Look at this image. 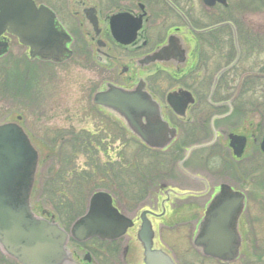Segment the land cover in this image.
Wrapping results in <instances>:
<instances>
[{"label":"flooded vegetation","instance_id":"af4514ba","mask_svg":"<svg viewBox=\"0 0 264 264\" xmlns=\"http://www.w3.org/2000/svg\"><path fill=\"white\" fill-rule=\"evenodd\" d=\"M190 1L34 0L37 7L44 6L54 13L60 28L71 38L72 54L65 62L76 56L86 66L95 67L103 78L107 77L105 87L110 76L120 82L115 83L116 86L127 90L143 82L159 106L161 121L176 131V136L161 149L149 148L134 136L133 162L119 170L122 174L133 170V179L123 174L125 177L118 183L112 177L107 180L112 186L117 183L118 195L123 197L122 203L115 191L106 190L112 195L114 207L134 219L136 231L143 213L151 220L156 232L152 242L154 257H162L167 262L171 259L174 264H264V219H259L264 214V205L259 202L261 196L264 197V93H255L253 87H248L251 81L253 84L256 79L264 80V74L256 71L241 74L242 54L233 65L238 58L235 46L231 50L229 45L208 47L204 39L203 44L198 43L195 38L200 34L196 31L201 29ZM119 15L127 16L121 26L118 19L113 20ZM137 27L140 29L132 44L125 45L115 39L114 33L125 35ZM171 36L179 39L180 51L161 62L143 63L146 57L166 46ZM0 40L8 44L0 63L8 58L11 68L24 70L26 81L32 78L29 70L34 62L40 68L44 65V69L56 65L31 60L29 49L9 33ZM15 40L28 54L21 58L11 54ZM204 44L212 49L203 50ZM223 70L226 71L218 77ZM105 87L96 93L104 91ZM180 91L189 93L193 99L192 103L181 99V106L186 107L185 116L176 114L168 103L169 95ZM93 106L104 116L112 113ZM15 116L8 118L11 122L21 118L19 122L24 127L23 117ZM118 119L120 123L116 122L124 130V121ZM105 128L108 126L86 133L90 134L93 148H99L100 143L109 145V151L112 145L106 141L111 130ZM68 131L54 130L61 146L68 135L63 132ZM49 143L45 145L48 147ZM120 149L115 156L107 151L104 165L109 176L116 167V158L119 162L125 161ZM241 197L243 206L235 222L237 237L234 240L239 246L238 254H231L230 261H224L207 253V243L216 239L208 236V230L221 224L209 221L208 216L220 201L234 202ZM133 208L132 215L129 210ZM221 210L233 211V206ZM176 228H181V237H171L167 232ZM133 234L130 231L123 239L103 241V252L88 250L84 254V257L90 256L87 263L75 253L79 264H95L103 260V255L112 264H146L144 247ZM97 254L101 257L97 258Z\"/></svg>","mask_w":264,"mask_h":264},{"label":"water","instance_id":"95a60500","mask_svg":"<svg viewBox=\"0 0 264 264\" xmlns=\"http://www.w3.org/2000/svg\"><path fill=\"white\" fill-rule=\"evenodd\" d=\"M202 1L209 8L217 4L227 6V0ZM126 18V15H119L113 20L118 19L121 26ZM226 25L231 26L234 31L235 46L239 52L236 31L231 24H222L196 33H207ZM139 29L137 27L125 35L114 33L115 39L130 45ZM5 33L17 37L23 46L29 48L32 60L61 63L71 56L67 47L71 38L60 28L55 15L45 7H37L34 0H0V39ZM178 40L176 36H171L166 46L146 57L143 63L161 62L170 54L180 51L181 43ZM7 51L8 44L0 40V56ZM238 61L239 56L233 65ZM185 95L190 97H184ZM183 98L193 102L191 95L183 91L171 93L168 97L169 105L179 116H185L186 107L181 106ZM94 104L124 121L130 133L139 137L150 148H164L176 136V131L161 121L159 106L145 90L143 82L132 90L108 84L104 91L94 96ZM262 150L264 151V140ZM39 163L40 152L21 126L16 122L0 124V250L3 254L19 264H76L68 248L70 237L77 242L93 238L112 241L120 239L134 228V220L122 215L114 207L111 195L106 192H97L91 197L87 213L72 226L70 235L50 212L43 211L42 217L37 216L33 212V192ZM218 204L208 220L221 224L208 230V236L216 239L207 243V253L228 261L231 254H238L239 246L234 242L237 237L235 222L242 210L243 197L238 201H220ZM231 206L233 211L221 210ZM140 219L141 225L136 237L144 247L145 263L173 264L162 257H154V227L145 213ZM89 257L87 255L85 260L88 261Z\"/></svg>","mask_w":264,"mask_h":264},{"label":"rangeland","instance_id":"374dc122","mask_svg":"<svg viewBox=\"0 0 264 264\" xmlns=\"http://www.w3.org/2000/svg\"><path fill=\"white\" fill-rule=\"evenodd\" d=\"M191 3L194 7L193 11L196 16L195 18H198L196 21L200 29L209 28L215 24L216 20L213 19L215 18L214 15L216 12L220 17L221 13H219V9L217 8V10L215 8L209 9L204 6L200 0H191L190 4ZM228 4L234 10L233 16L231 17L233 20H238L240 24L243 23L242 27L244 28L248 26L254 34L264 33V0H228ZM199 13H203V16H198ZM164 35H166V32H164ZM195 39L197 41L199 40L198 43L200 44H203V39L206 40V45L208 47L215 45L209 43L211 39L208 37L201 38L197 36ZM226 39L228 42L227 45L230 46L229 49H233L231 43L232 37H230L228 31ZM13 43L11 48V52L13 53L11 54H15V57L21 58V56L28 54L25 48L20 46L16 40ZM206 45L203 47H206ZM252 46L254 45L252 44ZM208 47L203 50L206 51ZM242 47L243 53L240 63L241 74L244 73V71H258L259 67L264 65V53L258 56L256 47ZM210 49L212 48H208V50ZM259 49L264 52V45H261ZM232 59H230V61ZM74 62L77 63L75 64ZM1 64V67L4 68L0 69V81H3L4 84L0 85V123L8 121V117L13 114L14 116L16 114L23 117L22 124L28 129L35 143L40 146L39 151L43 153L41 178L38 180L42 191H44L45 186L48 187L51 185L49 184L50 181L53 183V180L56 179L55 176L58 174V170L60 171V168L64 165L54 158L46 159V155L49 154L50 149H54V153H58L60 151L59 149H61L60 143L56 141L58 133L54 132V130L57 129H68V132L63 133L69 134V132H97L99 127L108 126L105 130H111L109 133L110 138L106 141V143L112 145L111 149L108 151L110 156H115L117 149L120 147L123 159L125 158L124 162H119L116 158V167L113 169L114 173L111 175H115V178H119V170L127 167L133 162L132 159L136 148L134 139L128 134L124 135L120 128L121 125L116 122L117 120L114 116L110 114L111 116L107 117L98 113L92 104L93 95L101 87L105 86L106 80H108L107 77L103 78L95 67H93V69L86 66V64L81 63V60L76 56L63 64L48 66L47 69H44V65L42 64L40 68L38 63L34 62L29 70V72H31L30 77L32 78L26 81V84L21 88L22 92H19L18 97L15 98V96L12 95V89L15 88L16 82L20 80H18V75H20L21 70H19L18 74H15V71H13V68L10 67L8 62H1ZM16 68L17 67H15L14 70ZM109 79V84H120V82L112 78V76H110ZM19 82L17 86L20 87L21 84H19ZM251 82L248 87H253L255 93H264V82L258 85L257 81H253V84ZM66 139L68 138L66 137ZM46 143L50 145L47 147L45 145ZM56 143L57 145H55ZM74 146H76L74 143L66 145V147L70 149L66 152L68 161L66 170L75 168L79 172H86L89 169L88 163H90V159L84 156L86 154L82 152L78 153L80 150H74ZM76 153L78 154L76 155ZM100 158L103 162L107 161V155H105L103 151L100 153ZM126 172H124V174H127ZM100 177H102V175ZM102 180L103 181L95 185L96 190L106 191L109 190L108 188L111 190L114 189L113 191H115L116 195L119 197L118 200H121L123 203V197L118 195L116 189L118 188L117 183L115 186H112L107 182V179L104 178ZM35 197V210L39 215L43 210L55 214L53 204L50 203V199L46 197L45 191V199L40 200L37 194ZM259 202L261 205H264L263 196H261ZM134 210L135 208L129 210V213L133 215ZM259 215V213L256 214L257 217H260ZM259 219H264V214H262ZM167 232L172 234L171 237H181L182 234L181 228L167 230ZM70 247L72 252L80 256V259L84 257V254L88 252V250L95 248L90 243L86 245L74 244ZM96 257L99 258V256ZM105 257L106 256L103 255V260H98L95 264H108V260H106ZM108 262L112 264V261Z\"/></svg>","mask_w":264,"mask_h":264},{"label":"trees","instance_id":"16d2710c","mask_svg":"<svg viewBox=\"0 0 264 264\" xmlns=\"http://www.w3.org/2000/svg\"><path fill=\"white\" fill-rule=\"evenodd\" d=\"M219 9V15L217 12L214 15V19L216 20L214 25L221 24L223 22H231L235 25L238 31L239 41L242 44V46H251L257 48V55L261 56L263 50H260L259 48L261 45H264V33L260 34H254L252 33L251 29L246 26L245 28L242 27L243 23L240 24L238 20H233L231 17L233 16L234 10L229 6L227 9L223 8H217ZM216 9V10H217ZM223 18V19H222ZM221 19V20H218ZM213 25V26H214ZM226 31H230L229 28H222L218 29L216 31H213L207 35H204L205 37H208L210 40L209 43L215 44L216 46H226L228 44L226 39ZM201 35L200 37H204ZM225 36V37H224ZM228 37V36H227ZM231 37V35H230ZM231 43L233 45V40L231 39ZM252 44L254 46H252ZM224 50V49H223ZM8 59L3 60L5 63ZM2 64H0V69L4 68L1 67ZM15 68V67H14ZM13 68V71H15V74H18L19 70H21L20 75H18V80L15 84V88L12 89V95L18 97V93L22 92L21 88L23 85L26 84V77H24L22 68L17 67L15 70ZM259 73L264 74V65H261L258 70ZM257 85L259 83L264 82L263 79H256ZM21 84V86H17V84ZM4 82L0 81V85H3ZM1 89V86H0ZM67 141L64 143L63 146H61L59 149L60 151L58 153H54V149L49 150V154L46 155V159L54 158L55 160H58L60 163H63L64 165L60 168L61 170H58V174L55 176L56 179L49 182L48 187L45 186L44 191L46 197L50 199V203L53 204L55 215L57 221L64 226L66 229L70 228L72 224L81 217L87 210L88 200L92 192L96 190V184L103 181L102 179H109L115 178V175L109 176L108 169L106 168V165H104L105 162H103L100 158V153L103 151L106 154H108V148L109 145H102L99 143V148L95 149L92 146L91 143V137L89 133L81 132V133H69L67 135ZM97 138V137H96ZM94 138L93 140L96 141L97 139ZM102 140V139H100ZM57 143H59V138H57ZM57 143L55 145H57ZM74 143L76 146L74 150H80L78 153L86 154L84 156L88 157L90 159L89 169L86 172H79L75 168L67 169L68 167L67 163V150H70L66 147L67 144ZM76 153V155L78 154ZM41 167V166H40ZM114 171L111 173L113 174ZM125 174L126 178H131L132 175H130L128 172ZM124 174V173H123ZM122 172L119 173V178H115V181L118 183V180L121 178H124ZM102 175V177H100ZM41 178V172L39 174V179ZM128 185V183H127ZM130 186H127V188ZM110 189V188H108ZM111 190V189H110ZM113 190V189H112ZM36 194L39 197L40 200L45 199L44 198V191L41 190L40 182H38V185L36 187ZM98 244L97 248L95 249V252H101L102 251V244L98 241H93ZM99 254H97L98 256ZM0 264H16L10 260H7L2 255H0Z\"/></svg>","mask_w":264,"mask_h":264}]
</instances>
